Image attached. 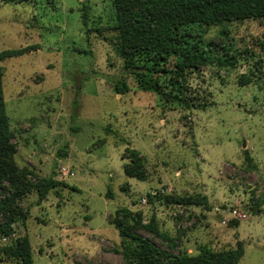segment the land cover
<instances>
[{
  "label": "rangeland",
  "instance_id": "obj_1",
  "mask_svg": "<svg viewBox=\"0 0 264 264\" xmlns=\"http://www.w3.org/2000/svg\"><path fill=\"white\" fill-rule=\"evenodd\" d=\"M114 22L111 0H0V50L35 48L0 62L14 160L60 181L19 200L28 215L10 238H29L33 264H130L111 223L127 207L134 230L169 251L241 243L236 264H264V17L188 26L214 62L159 78L189 106L140 89ZM133 150L141 180L123 172Z\"/></svg>",
  "mask_w": 264,
  "mask_h": 264
},
{
  "label": "trees",
  "instance_id": "obj_2",
  "mask_svg": "<svg viewBox=\"0 0 264 264\" xmlns=\"http://www.w3.org/2000/svg\"><path fill=\"white\" fill-rule=\"evenodd\" d=\"M115 11L116 52L123 60V69L134 76L140 89L158 94L166 101L186 100L173 89L166 90L159 78L161 72L172 73V82L185 77L203 65L212 64L211 43L203 42L190 34L188 26L221 24L235 20L264 17V0H111ZM30 50L35 48H29ZM28 48L0 50V62L4 58L27 52ZM170 56H176L173 68H165ZM220 62H232V59ZM107 81L111 78L105 77ZM242 83L247 82L241 78ZM115 92L128 89L123 79L111 81ZM173 83L171 85L173 86ZM74 108L71 119L76 117ZM12 130L5 109L0 65V236L10 238L16 221L24 222L28 215L22 210L19 200L35 191L37 201L44 200L49 191L60 181L53 176L39 177L27 166H19L14 160ZM123 172L128 177L143 179L144 170L140 156L133 150L130 162L123 163ZM149 195V194H148ZM150 196V195H149ZM111 223L118 231L122 256L130 264H236L243 254V246L214 250L203 246L196 253L172 252L137 233L134 227L141 225L139 216L129 223L127 215L132 212L123 207ZM151 228V227H150ZM6 239V240H7ZM0 257L13 259L18 264H33L29 238L26 235L10 238L0 244Z\"/></svg>",
  "mask_w": 264,
  "mask_h": 264
},
{
  "label": "built area",
  "instance_id": "obj_3",
  "mask_svg": "<svg viewBox=\"0 0 264 264\" xmlns=\"http://www.w3.org/2000/svg\"><path fill=\"white\" fill-rule=\"evenodd\" d=\"M62 170H63V172H64L65 174H69L68 171L64 170V167H62ZM6 239H7L6 236L2 237V241H6Z\"/></svg>",
  "mask_w": 264,
  "mask_h": 264
}]
</instances>
